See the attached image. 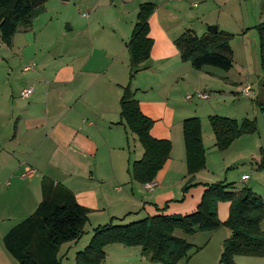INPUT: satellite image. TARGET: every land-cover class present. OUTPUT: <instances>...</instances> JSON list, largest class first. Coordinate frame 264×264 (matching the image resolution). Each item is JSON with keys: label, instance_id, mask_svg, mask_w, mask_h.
<instances>
[{"label": "crops", "instance_id": "obj_1", "mask_svg": "<svg viewBox=\"0 0 264 264\" xmlns=\"http://www.w3.org/2000/svg\"><path fill=\"white\" fill-rule=\"evenodd\" d=\"M150 1L156 5L148 19V36L152 39V45L149 58L133 72L130 88L140 111L153 120L150 134L155 138L167 139L171 144L168 158L153 178L155 185L150 191L143 188L145 183H138L130 176L128 141L131 134L118 123L121 88L129 81L131 72L125 47L133 26L131 19L126 21V16L122 20L115 17L104 24H97L94 30L87 24L88 39L74 37L77 42L73 43V47L61 52L32 49L34 42H39L34 32V19L29 29L19 30L12 36L10 45L0 42V59L6 61L7 76L12 75L11 64L17 60L19 65L22 64V70L28 64L35 65L33 69L23 70L21 75L14 72L10 80L7 77V81L0 83V227H6L0 232L1 240L11 227L36 209L41 201L43 177L67 187L76 201L90 210L87 223L93 220L92 226L96 228L108 223L132 222L130 220L146 212V209L149 215L161 210L167 214L190 213L199 202L204 184L209 183L200 173L220 168L225 171L224 167L226 169L227 165L240 161L243 159L240 157L248 152L249 145L245 150L242 141L250 138L240 139L242 135L227 149H216L208 120L210 115L222 111L230 116L235 113L230 107L224 109L222 104L227 99L233 100V94H239L240 85L233 87L238 81L212 68L193 69L189 62L180 60L173 43L187 29L196 35L197 32L200 35L205 32L203 28L202 31L193 29V18L199 21L201 27L202 24L216 25L219 29L228 30L233 22H242L240 11H237V7L233 8L231 14L235 19L229 20L226 14V23L221 25L220 17L225 18L222 0H211L219 10V13L213 11L216 15L211 19L206 10L192 11L190 7H195V3L188 4V0ZM258 4L262 11L256 24L264 21V0H259ZM176 13H180V17ZM247 29L241 25L238 31H233L231 40L237 38L242 41ZM241 48L237 55V66L238 70L247 73L249 58L244 45ZM231 51L234 65V50ZM241 72L238 74L244 77ZM213 79L222 81L223 86L215 91L207 89L210 95L206 86H211ZM178 86L184 89L181 95ZM28 87L32 88L31 94L27 98H20L19 92ZM194 92L207 93L208 98H192L191 102L185 99L187 94ZM189 116L200 119L206 157L205 167L194 176L198 184L182 194L181 187L189 177L185 165L182 120ZM202 117L205 118L203 121ZM232 118L239 121L236 117ZM206 137L212 141L210 147L204 144ZM229 150L233 151L229 153L230 160L225 162L224 153ZM252 151L259 166L263 156ZM133 152L135 159L141 157L136 151ZM28 169H33L34 173L21 178L20 173ZM244 174L247 173H241L239 177ZM212 175L211 171L209 178ZM247 175L249 179L250 175ZM174 202L181 204L173 205ZM228 207V202H218L217 215L221 221L226 219ZM12 220L14 225L10 223ZM260 228L264 230V218ZM213 231L187 236L190 237L189 240L186 238L187 241L196 249L189 252L186 262L178 264H210V261L214 262V257L217 262L219 256L216 252L205 253L208 261L202 254L213 237L221 241L225 236V231L218 230L221 234L216 232L217 236ZM87 243H83V248ZM75 250L76 253L78 249ZM104 252L109 258L118 257L123 264H155L141 254L138 246L113 243L106 245ZM10 258L13 259L3 243L2 246L0 244V264H14ZM234 262L264 264V257L236 255Z\"/></svg>", "mask_w": 264, "mask_h": 264}, {"label": "trees", "instance_id": "obj_2", "mask_svg": "<svg viewBox=\"0 0 264 264\" xmlns=\"http://www.w3.org/2000/svg\"><path fill=\"white\" fill-rule=\"evenodd\" d=\"M47 1L0 0L1 42L10 45L17 31L29 29ZM155 6L150 1L140 2L137 6L135 21L125 44L131 72L129 81L121 88L118 101V123L137 137L143 149L141 157L134 160L129 169L131 178L141 184L153 180L167 160L171 148L169 140L150 134L153 120L140 111L130 88L133 72L149 58L152 39L148 36V19ZM253 28L258 35V59L264 73V21ZM233 37V33L219 28L216 31L207 30L201 35L187 29L173 43L180 60L189 62L193 69L212 66L229 71L233 66L229 45ZM208 120L215 138L214 146L219 151L227 149L239 136L256 131L255 122L248 118L237 121L210 115ZM182 137L189 176L181 187L184 194L198 184L194 176L205 167V148L197 116L182 120ZM259 166L264 167V157ZM222 201L229 203L228 215L223 221L217 215V204ZM89 211L76 201L67 187L43 177L41 201L29 216L7 231L2 238L3 246L16 264H61V246L83 235ZM161 211L125 224L108 223L94 228L86 246L75 253V264H100L105 257L104 247L113 243L138 246L141 254L153 263L186 262L189 252L196 249L187 241V236L223 226L229 230V234L222 242L218 259L220 264H235L236 255L264 257V230L260 228L264 218V201L250 187L234 190L231 183L223 180L206 183L192 212L167 214ZM175 230H179L183 236H176Z\"/></svg>", "mask_w": 264, "mask_h": 264}, {"label": "rangeland", "instance_id": "obj_3", "mask_svg": "<svg viewBox=\"0 0 264 264\" xmlns=\"http://www.w3.org/2000/svg\"><path fill=\"white\" fill-rule=\"evenodd\" d=\"M114 4H112V2ZM126 1V2H125ZM141 1H150V0H69V1H60V0H48V4L44 6V9L42 12H40L33 21V26L35 28V36L38 38L39 42H34V45L31 46L32 49L37 48L38 51L47 52L49 50L53 51H65L70 50L73 47V43L77 42V39L74 37H80L84 40L88 39L89 33L87 28V24H89V28L96 29L97 24H104L105 22H109L111 19L118 17L121 20L124 19V16H126V21L131 19V26L133 25L135 21V14L137 12V5ZM160 1V0H159ZM162 1V0H161ZM168 1V0H165ZM96 2V3H95ZM152 2V1H150ZM211 0H188V4L195 3V7L191 5L190 8H192V11L195 13L197 12H203L205 11L207 13L209 19L212 18V16L216 15L213 14V11L215 10V13H219V10L216 9V5L214 6L213 3H211ZM224 2L223 12L225 18L221 19V25H224L226 23V14H228L229 20L233 21L235 17H232V10L233 8L237 7V11H240V14L242 15V22H239V24H231V27L226 30L228 32L238 31L241 27V25H244L245 28L248 27L246 30L244 37H242V41L240 39H233L230 40L229 45L232 50H234V65L229 71H223L221 69H218L216 67L212 66H204L205 68H212L216 71L225 72L228 74L229 78L237 80L238 82L233 85L234 88H236V85H240L239 87V94H233L234 99H227L222 106L224 109H228L229 107L235 112L233 115L230 116L225 111H222V113L216 114L218 116L222 117H236L239 121L243 118L251 119L255 122V133H250L245 136L242 135L240 139H244L246 137L250 138L249 140L242 141L243 148L245 149L247 145H249V149H245L248 152H245L244 156H241L240 161H236L230 165H227L226 169L224 167L221 171V168L219 170H210L206 173H200V175L211 182L223 180L227 183H231L232 188L234 190H237L243 186L252 187L254 189V193L259 195L261 199L264 201V167L258 166L257 162L258 160L254 157L253 151H256V155H261L264 157V73L261 70L259 61H258V39H257V32L255 29L252 28L253 25H255L258 22V19L260 17L261 13V6L258 4L259 0H222ZM180 17V13H176ZM129 18V19H128ZM193 29L195 31H207L206 25L202 24V27L198 24L195 18H193ZM125 21V22H126ZM221 26L220 28H222ZM21 33V32H19ZM61 35V36H59ZM197 35H200V33L197 32ZM32 36V35H31ZM73 37V38H72ZM61 39V40H60ZM1 42V40H0ZM246 48V56H248L249 61L246 63L247 66V73L241 72L238 70L237 63H239L238 54L242 51L241 47ZM37 46V47H36ZM30 49V50H32ZM1 57V55H0ZM17 60L15 64H11V69L13 70V73H17L18 75H21V72L23 70L21 69V65L18 63ZM5 60L0 59V83L3 81H7V77L12 78V75L10 74L7 76L6 70L8 66L5 64ZM32 67L35 68V65L32 64ZM32 68V69H33ZM241 72V74L244 77H241L238 73ZM240 76V79L238 77ZM131 81V79H130ZM212 84L211 86H206V90L210 89L215 91L217 87L223 86V82L219 79H213L211 80ZM250 84L252 87V94L245 96L243 93H241V88L244 85ZM167 86H165L166 88ZM179 89H181V86H178ZM209 90V91H210ZM234 90V89H233ZM184 92V89L179 90V95H181ZM15 93V92H14ZM211 95L210 92H208ZM224 92H222L223 94ZM20 97V92H19ZM28 97V96H27ZM24 97V98H27ZM21 98V97H20ZM151 100V99H150ZM190 101V100H189ZM191 102V101H190ZM182 105V103H179ZM213 113V112H212ZM202 121L205 118H201ZM209 124V123H208ZM129 141H128V157L130 159V165L135 159L133 151H136L141 156L140 153L143 151L140 143L137 140V137L130 133ZM245 136V137H244ZM239 139V141H240ZM238 141V143H239ZM132 142V143H131ZM212 143L211 140H208L206 137L204 139V144L206 147H210V144ZM254 144V146H253ZM135 145V147H133ZM261 148V153H259V149ZM209 148H206V150ZM141 150V151H140ZM233 150H229L227 153H224V156L226 157V161L228 162L230 160V152ZM209 155V154H207ZM222 155V154H221ZM138 157V158H139ZM206 157V155H205ZM260 160V159H259ZM219 166H222V164H219ZM256 166V167H254ZM201 171V170H200ZM211 171L213 173L212 177ZM199 172V171H198ZM197 172V173H198ZM196 173V174H197ZM241 173H247L250 175V178L243 181L240 179ZM199 175V176H200ZM1 187V186H0ZM5 188V187H3ZM144 188V187H143ZM2 190V189H1ZM182 197V195H181ZM181 204V202H174L173 205ZM142 212L137 218L133 220L141 219L144 216L149 215L147 212ZM25 213V212H23ZM130 220V221H133ZM129 221V220H128ZM11 225H14L13 220L10 221ZM94 223L93 220H91V223L85 224V231L83 235L74 241H69L64 243L61 246V249L59 251V254L61 256L60 262L61 264H75L74 262V253L75 249H83V243H87L89 237L92 235L94 230V227L92 226ZM0 225L2 223L0 222ZM6 227H0V232L4 231ZM218 230L225 231V236L221 238L220 240H215L216 238L213 237L212 241H209V245L205 247L204 251L202 252L203 255H205L206 259L205 261H208V258L206 254L216 252L218 256L220 255L221 246L224 238L227 234H229V230L226 227H219L218 229H215L212 233L216 235V232L218 234H221ZM174 234L176 236L182 237V233L179 230H175ZM199 235H202L200 233ZM217 236V235H216ZM188 240L190 237H186ZM195 240V238H194ZM0 244L2 246V240L0 239ZM218 252H217V250ZM206 253V254H205ZM217 256V257H218ZM216 257H214V262L210 261V264H219V261L217 259V262H215ZM11 259V258H10ZM211 259V257H210ZM14 264L16 262L11 259ZM147 259H145L146 261ZM149 262V261H147ZM124 262L120 261L118 257H112L109 258L106 256L103 259V261L100 264H123ZM208 263V262H207ZM158 264V263H155ZM194 264V263H192Z\"/></svg>", "mask_w": 264, "mask_h": 264}, {"label": "built area", "instance_id": "obj_4", "mask_svg": "<svg viewBox=\"0 0 264 264\" xmlns=\"http://www.w3.org/2000/svg\"><path fill=\"white\" fill-rule=\"evenodd\" d=\"M32 68V64H28L26 66L23 67V70L24 71H27V70H30ZM32 92V88L31 87H28V88H23L21 91H20V97L21 98H24V97H27L31 94ZM241 93H243L245 96H248L250 94H252V87L250 84H247V85H244L242 88H241ZM192 98H196V99H206L208 98V94L207 93H204V92H194V93H191V94H187L185 96V99L186 100H191ZM34 173V170L33 169H28V170H24L23 172L20 173V177L21 178H25V177H28L30 175H32ZM241 180L245 181L248 179V175L247 174H244L240 177ZM155 185V182H147L144 184V188L147 190V191H150L153 186Z\"/></svg>", "mask_w": 264, "mask_h": 264}, {"label": "water", "instance_id": "obj_5", "mask_svg": "<svg viewBox=\"0 0 264 264\" xmlns=\"http://www.w3.org/2000/svg\"><path fill=\"white\" fill-rule=\"evenodd\" d=\"M217 26L216 25H211L207 27V30H211V31H216Z\"/></svg>", "mask_w": 264, "mask_h": 264}]
</instances>
